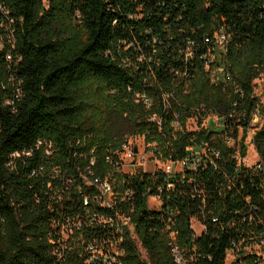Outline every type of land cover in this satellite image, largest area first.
Masks as SVG:
<instances>
[{
  "label": "trees",
  "instance_id": "16d2710c",
  "mask_svg": "<svg viewBox=\"0 0 264 264\" xmlns=\"http://www.w3.org/2000/svg\"><path fill=\"white\" fill-rule=\"evenodd\" d=\"M263 72L264 0H0V264H85L101 226L83 177H110L134 224L122 264H227L230 250L255 264L245 247L264 233V126L257 166L236 153ZM211 116L220 129L204 126ZM132 137L186 165L117 174Z\"/></svg>",
  "mask_w": 264,
  "mask_h": 264
},
{
  "label": "built area",
  "instance_id": "2783aa9c",
  "mask_svg": "<svg viewBox=\"0 0 264 264\" xmlns=\"http://www.w3.org/2000/svg\"><path fill=\"white\" fill-rule=\"evenodd\" d=\"M215 39L217 42V46L222 48V44L225 42V39H226L224 34L223 33L217 34ZM8 59H10V57H8ZM144 100L146 103H148L147 99H144ZM259 110L260 108L253 115V119ZM209 118L216 120V123L218 124V126H216V123L213 124V127L216 126L218 129L222 127V123L220 119H218L216 116H211ZM253 119H252V123H253ZM191 121H194V120H191ZM191 121H189L188 126H190ZM252 123H251L250 128H248L246 131L240 130L239 132L238 142L241 143V146H244V148L246 147L244 145V142L242 141V134H245L253 127ZM204 126H205V122H204ZM205 127L213 128L209 126H205ZM258 130L259 129H256V132ZM255 134H254V137H255ZM134 138H143L144 147L150 154L149 161L154 164L152 169L149 170V169L144 168L143 170H140L134 173L125 171L124 169L125 164H126L125 162L133 161L132 163H134L136 157H139L140 155L139 149L132 145L131 140H133ZM227 145L229 147H234L235 143L233 140H228ZM253 145L255 148L254 139H253ZM152 149H153V146H147L145 144L144 137H132L128 139L127 142L123 145L122 151L118 154L119 166L118 168H116L117 169L116 173L117 174L124 173V174H128L132 176V175L143 174V173H148V172H150L151 174H154L156 172L161 171L165 175L171 176L175 173L181 172L184 166L186 165L185 162H177V163L161 162L155 157L154 151ZM255 151H256V148H255ZM46 153L50 154V150L48 149ZM245 154L247 155V153ZM246 155L242 156L238 149L236 153V159L239 165H243L245 167L251 168V167L257 166L260 163V158H259V162L253 165H247L243 163L242 161L246 157ZM108 161H110L109 158H108ZM144 161H146V159L144 157H140L138 162L143 163ZM91 164L93 165L94 163L91 162ZM83 181H84L85 186L94 188L96 190V194L94 195L93 198L90 199L88 197H85L83 199V206L85 207V213L91 216V220L93 221V223L101 226L100 235L97 236V238H95L94 240H91L89 243H87L86 253L88 254V259L86 260L85 264H122L120 261V257L123 256L124 252L120 248L121 244L125 240L126 236L129 237V239L134 241L135 229H134V224L131 221V218L126 213H123L120 209H117L115 207L117 193H116L114 181L110 177H105V178L92 177L91 179L83 177ZM126 196H130V191L126 193ZM151 198L157 201L156 205H152V206L149 205V199ZM124 200H126V197H122V201ZM147 204H148V207L151 209H159L162 204L160 196L158 195L149 196L147 200ZM91 205H92V208L94 209H97L96 207H100L104 209H109L113 212L112 214L105 215V216H96L90 213L92 211ZM131 227L133 229L132 231H131ZM81 228H82L81 220H74V221H69L65 223L64 225L60 227L61 240L66 242L74 238L73 236L76 230H79ZM202 230L203 229L201 227V233H202ZM245 252L251 255L253 263L264 264V233L258 236L257 239L253 240L251 243H247L245 247ZM238 258H236V255L234 254V252L230 250L227 253L226 263L227 264H246L244 262V259L240 257Z\"/></svg>",
  "mask_w": 264,
  "mask_h": 264
},
{
  "label": "rangeland",
  "instance_id": "374dc122",
  "mask_svg": "<svg viewBox=\"0 0 264 264\" xmlns=\"http://www.w3.org/2000/svg\"><path fill=\"white\" fill-rule=\"evenodd\" d=\"M220 47L216 48V54H218L217 56H219L220 54ZM254 90H255V95L259 101L260 104V110L258 111V113L254 116L253 119V123H252V128L246 132L245 134H242V141L244 142V145L246 147V157L243 159V163L247 164V165H253L256 164L257 162H259V157L255 151L254 145H253V137L254 134L256 132V129H260L264 126V72L259 76V78L254 82ZM216 123V120L209 118L205 121V126H209V127H213V124ZM216 126H218V124L216 123ZM216 126H214V129H218ZM190 129H195V123L194 121L190 122ZM132 145L137 147L140 151V155L139 157H136L134 163H132L133 161H126L125 163V171L127 172H137L140 170L145 169H152L154 164L151 163L149 161L150 158V154L149 152L145 149L144 144H143V138H134L133 140H131ZM140 157H144L146 159V161H144L143 163H139V159ZM142 164V165H140ZM157 201L154 199H149V205H156ZM192 226L193 229L195 231V233L197 235H199L201 233V227L199 226V224L196 221L192 222ZM132 227H131V231H132ZM134 241L138 242V238L136 233L134 234ZM140 252L142 253L143 257H145L144 255V251L140 248L139 249Z\"/></svg>",
  "mask_w": 264,
  "mask_h": 264
}]
</instances>
